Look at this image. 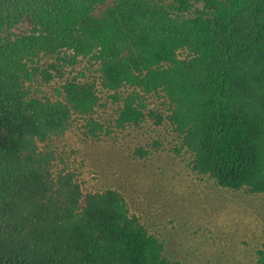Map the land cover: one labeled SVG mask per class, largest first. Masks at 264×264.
Masks as SVG:
<instances>
[{
	"label": "trees",
	"instance_id": "trees-1",
	"mask_svg": "<svg viewBox=\"0 0 264 264\" xmlns=\"http://www.w3.org/2000/svg\"><path fill=\"white\" fill-rule=\"evenodd\" d=\"M131 128L264 194V0H0V264H184L53 149Z\"/></svg>",
	"mask_w": 264,
	"mask_h": 264
},
{
	"label": "rangeland",
	"instance_id": "rangeland-1",
	"mask_svg": "<svg viewBox=\"0 0 264 264\" xmlns=\"http://www.w3.org/2000/svg\"><path fill=\"white\" fill-rule=\"evenodd\" d=\"M113 114L114 106L108 112ZM151 131L135 138L132 128L114 130L112 140L93 142L72 132L55 139L53 149L79 162L89 189L122 192L132 210L184 264H259L264 194L234 192L214 181H200L166 144L148 159H136L132 155L138 146L149 148Z\"/></svg>",
	"mask_w": 264,
	"mask_h": 264
}]
</instances>
